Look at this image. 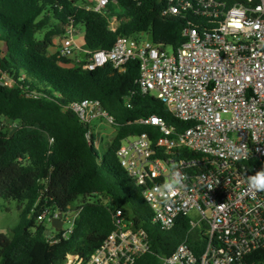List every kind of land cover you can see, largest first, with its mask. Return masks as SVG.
Returning <instances> with one entry per match:
<instances>
[{
  "label": "built area",
  "instance_id": "1",
  "mask_svg": "<svg viewBox=\"0 0 264 264\" xmlns=\"http://www.w3.org/2000/svg\"><path fill=\"white\" fill-rule=\"evenodd\" d=\"M90 2L97 13L108 6V0ZM166 3V15L194 19L182 45L161 48L120 37L111 51L91 53L86 66L94 71L111 64L124 74L138 62L142 95L158 92L157 100L183 125L157 115L141 119L159 137H129L116 158L142 188L153 221L163 230L173 229L181 216L199 214V223L191 225L194 230L203 227L198 231L207 242L202 256L197 258L184 243L161 264H264V0ZM116 22L113 17L112 29ZM65 31L60 54L71 58L83 33L73 24ZM80 52L89 54L81 47ZM0 85L14 90V81L1 69ZM72 109L83 124L106 120L115 125L98 101L84 100ZM7 125L11 134L19 129L15 123ZM69 214H63L64 225ZM78 214L66 235L77 225ZM59 215L46 210L38 220L52 223ZM122 216L120 211L98 215L115 229L95 227L83 239L85 256L71 255L66 264H135L147 255V233Z\"/></svg>",
  "mask_w": 264,
  "mask_h": 264
},
{
  "label": "trees",
  "instance_id": "2",
  "mask_svg": "<svg viewBox=\"0 0 264 264\" xmlns=\"http://www.w3.org/2000/svg\"><path fill=\"white\" fill-rule=\"evenodd\" d=\"M90 7V0H0V69L14 81L12 92L0 85V198L17 202L20 211L18 227L0 234V264H66L71 255L85 256L83 239L89 232L104 224L115 229L98 215L119 211L134 229L147 233L151 244L135 264H161L184 243L200 258L207 242L192 228L190 217L181 216L173 229L163 230L116 158L129 137H159L141 119L157 115L183 125L161 102L142 95L138 62L124 74L111 64L86 68L93 53L111 51L120 37L143 42L149 34L155 46H180L194 19L166 15V0H108L101 13ZM70 24L84 27L83 50L89 53L82 58L80 52L75 61L60 51L49 53ZM84 100L98 101L114 118L117 136L103 154L90 125L72 109ZM7 122L19 129L11 134ZM79 197L84 203L72 233L48 236L47 222L38 217L46 210L70 213Z\"/></svg>",
  "mask_w": 264,
  "mask_h": 264
},
{
  "label": "rangeland",
  "instance_id": "3",
  "mask_svg": "<svg viewBox=\"0 0 264 264\" xmlns=\"http://www.w3.org/2000/svg\"><path fill=\"white\" fill-rule=\"evenodd\" d=\"M83 37L85 34L84 27H81ZM83 38L79 41L78 45L83 48ZM143 44H149L153 45L151 36L149 34H146L144 36ZM80 47L77 50V54H74L70 59L73 61L77 60V58L80 55ZM60 51V39H56L54 46L50 48L49 53L54 55L57 54ZM167 52L169 54H172V49H167ZM73 67L75 64L72 65ZM159 93L156 91L152 92L153 98L157 100ZM227 119V117H225ZM90 129L92 133L96 136L97 139V148L100 151L101 154H103V151H107L109 147L114 142L116 136H117V129L110 123H108L106 120H96L92 123L90 126ZM125 171V170H124ZM126 173V172H125ZM134 186L142 191V188L132 181ZM84 203V199L82 197H79L77 200H75L71 206H70V214L69 219L70 222L66 223L64 225L63 230L67 231L72 228L73 220L75 219L76 215L78 214V208L82 206ZM190 219L193 223L197 224L200 221L199 214L196 212H193L190 214ZM20 224V211H19V204L15 201H6L0 198V234H10L12 230L18 227ZM47 228L49 231H51L55 236L57 235V231L52 228V224L50 222H47ZM198 231L200 233L203 232V227L200 226L198 228Z\"/></svg>",
  "mask_w": 264,
  "mask_h": 264
},
{
  "label": "water",
  "instance_id": "4",
  "mask_svg": "<svg viewBox=\"0 0 264 264\" xmlns=\"http://www.w3.org/2000/svg\"><path fill=\"white\" fill-rule=\"evenodd\" d=\"M86 54H82V58H85ZM63 219V214H60L58 219H52V228L55 229L57 232H60L63 229L64 222L62 221ZM48 236L51 235V231L47 233Z\"/></svg>",
  "mask_w": 264,
  "mask_h": 264
}]
</instances>
